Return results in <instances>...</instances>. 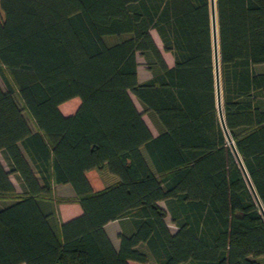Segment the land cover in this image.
<instances>
[{
    "label": "trees",
    "instance_id": "obj_1",
    "mask_svg": "<svg viewBox=\"0 0 264 264\" xmlns=\"http://www.w3.org/2000/svg\"><path fill=\"white\" fill-rule=\"evenodd\" d=\"M216 13L225 125L264 209V0ZM0 157V264H264L218 118L209 0H0ZM56 186L78 217L58 220Z\"/></svg>",
    "mask_w": 264,
    "mask_h": 264
},
{
    "label": "rangeland",
    "instance_id": "obj_2",
    "mask_svg": "<svg viewBox=\"0 0 264 264\" xmlns=\"http://www.w3.org/2000/svg\"><path fill=\"white\" fill-rule=\"evenodd\" d=\"M151 36L156 44V46L158 47V49L161 52V55L165 61L164 57H167V55L163 52L162 50V45L161 42L156 34L155 31H151ZM137 62H138V78L140 82H144L145 80H147L148 78L151 77V74L148 72L147 70V64H146V60L141 57V56H137ZM137 109L139 111H142L139 103L136 101V99L134 97H132ZM81 104L80 99L75 98L72 99L64 104H62L59 109L60 112L63 113H68V115L66 116H72L76 113V111L78 110L79 106ZM65 116V115H64ZM25 117L29 123V125L31 126V128L34 127V124L31 120V118L28 116L27 113H25ZM144 121L145 123L148 125V128L155 134V129L152 125V123L150 122V120L148 119L147 116H144ZM146 156V155H145ZM147 159V157H146ZM0 161L3 164V166L6 168L2 158L0 157ZM147 162L149 163V160L147 159ZM112 177V176H111ZM114 178V177H113ZM103 179L106 185H109L112 183V180L108 177V174H103ZM11 181L13 183V185L15 186L17 192H20L19 186L17 184V182L14 180V178L11 177ZM54 200H55V210L57 212V217L58 220L62 221L63 218H65V215L68 214L67 212L69 211H74V206H77L78 204L73 202L74 199V195L73 192L70 188V186L67 187H61V186H56L54 188ZM164 207V205H163ZM166 224L169 227V229L174 232L175 231V227L171 224L170 219L167 218L166 219ZM116 241V240H115ZM149 264H153L152 262H150Z\"/></svg>",
    "mask_w": 264,
    "mask_h": 264
},
{
    "label": "water",
    "instance_id": "obj_3",
    "mask_svg": "<svg viewBox=\"0 0 264 264\" xmlns=\"http://www.w3.org/2000/svg\"><path fill=\"white\" fill-rule=\"evenodd\" d=\"M210 1V16H211V35H212V46H213V65H214V76H215V91H216V102H217V112L218 118L221 125V128L225 134L227 143L235 156V159L243 173L245 181L252 193V196L255 200V203L259 209V212L264 220V209L263 206L255 192V189L249 179V176L244 168V165L237 153L235 145L227 131L224 114H223V106H222V92H221V72H220V56H219V44H218V27H217V13H216V0Z\"/></svg>",
    "mask_w": 264,
    "mask_h": 264
},
{
    "label": "crops",
    "instance_id": "obj_4",
    "mask_svg": "<svg viewBox=\"0 0 264 264\" xmlns=\"http://www.w3.org/2000/svg\"><path fill=\"white\" fill-rule=\"evenodd\" d=\"M166 55H167V57H164L165 58V62H166V64H167V66L168 67H172L173 66V58H172V56L170 55V54H167V53H165ZM149 79V78H148ZM147 79V80H148ZM146 81V80H145ZM63 115H68V113H63ZM143 119H144V117H143ZM148 126V125H147ZM151 131V130H150ZM156 132V131H155ZM151 133L153 134V136H156L157 135V133H153L152 131H151ZM108 177L112 180V183L113 182H115L116 180L113 178V177H111V176H109L108 175ZM111 183V184H112ZM61 187H67V186H61ZM161 206H163L162 204H160ZM74 211H68L67 213L68 214H66L65 215V218H63L62 219V221L63 222H66V221H69V220H71V219H73V218H76V217H78L80 214H81V209H80V207H79V205H77V206H74ZM120 224L118 223V222H112V223H109L106 227H105V231H106V233H107V235H108V237L110 238V240H111V242H112V244L117 248L118 247V245H119V240H118V238H117V235L120 233ZM116 240V241H115ZM131 264H136V263H131Z\"/></svg>",
    "mask_w": 264,
    "mask_h": 264
}]
</instances>
